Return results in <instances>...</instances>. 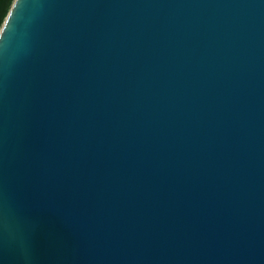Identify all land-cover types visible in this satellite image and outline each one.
<instances>
[{"label": "water", "instance_id": "1", "mask_svg": "<svg viewBox=\"0 0 264 264\" xmlns=\"http://www.w3.org/2000/svg\"><path fill=\"white\" fill-rule=\"evenodd\" d=\"M0 264H264V0H14Z\"/></svg>", "mask_w": 264, "mask_h": 264}, {"label": "trees", "instance_id": "2", "mask_svg": "<svg viewBox=\"0 0 264 264\" xmlns=\"http://www.w3.org/2000/svg\"><path fill=\"white\" fill-rule=\"evenodd\" d=\"M14 0H0V29Z\"/></svg>", "mask_w": 264, "mask_h": 264}]
</instances>
